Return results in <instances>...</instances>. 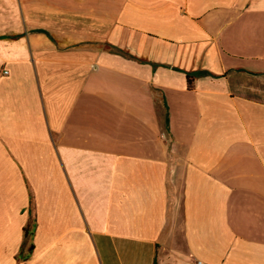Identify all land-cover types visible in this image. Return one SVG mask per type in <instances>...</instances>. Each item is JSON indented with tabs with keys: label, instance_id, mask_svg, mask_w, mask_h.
Returning <instances> with one entry per match:
<instances>
[{
	"label": "crops",
	"instance_id": "0c3cea01",
	"mask_svg": "<svg viewBox=\"0 0 264 264\" xmlns=\"http://www.w3.org/2000/svg\"><path fill=\"white\" fill-rule=\"evenodd\" d=\"M0 264H264V0H0Z\"/></svg>",
	"mask_w": 264,
	"mask_h": 264
},
{
	"label": "trees",
	"instance_id": "16d2710c",
	"mask_svg": "<svg viewBox=\"0 0 264 264\" xmlns=\"http://www.w3.org/2000/svg\"><path fill=\"white\" fill-rule=\"evenodd\" d=\"M201 74H204V71H200V72H196V73H188V74H187V78H188L189 86L191 85V83H192V81H193V76H194V75H201ZM32 208H33V206H32V204H31V209H32ZM25 231H26V236H25V242H24L23 245L26 244V239H27V237H28V233H29V229H28V227L25 229ZM32 248H33V245H31L29 249L32 250Z\"/></svg>",
	"mask_w": 264,
	"mask_h": 264
},
{
	"label": "built area",
	"instance_id": "2783aa9c",
	"mask_svg": "<svg viewBox=\"0 0 264 264\" xmlns=\"http://www.w3.org/2000/svg\"><path fill=\"white\" fill-rule=\"evenodd\" d=\"M5 73H7V71H5Z\"/></svg>",
	"mask_w": 264,
	"mask_h": 264
}]
</instances>
